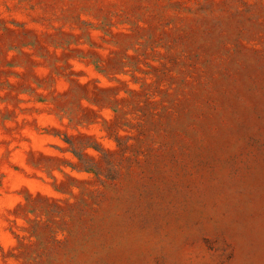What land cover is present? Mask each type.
Here are the masks:
<instances>
[{"label":"rangeland","instance_id":"1","mask_svg":"<svg viewBox=\"0 0 264 264\" xmlns=\"http://www.w3.org/2000/svg\"><path fill=\"white\" fill-rule=\"evenodd\" d=\"M0 264H264V0H0Z\"/></svg>","mask_w":264,"mask_h":264}]
</instances>
